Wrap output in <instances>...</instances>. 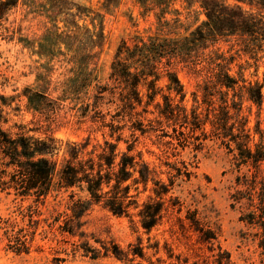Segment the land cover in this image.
<instances>
[{
  "label": "rangeland",
  "instance_id": "obj_1",
  "mask_svg": "<svg viewBox=\"0 0 264 264\" xmlns=\"http://www.w3.org/2000/svg\"><path fill=\"white\" fill-rule=\"evenodd\" d=\"M77 1L93 11L78 17L79 25L95 32L102 26L105 35L104 45L89 67L96 73L99 85L113 84L111 66L123 41L131 43L136 35L180 38L206 19L199 5L188 8L182 0L173 1L166 8L162 20L168 22L163 26L157 16L163 7L155 4L144 12L137 0H121L118 5L109 7L104 5V0ZM31 3L37 4L32 6ZM39 4H44V0H20L0 22V104L6 119L1 124L3 129L12 136L22 132L40 138L53 136L63 144L80 142L90 134L93 142H103L102 131L94 129L102 122L114 120L124 126V136L130 138L132 121L117 114L108 93L87 116H83L85 110L76 109L74 102L60 99L64 82L73 74L74 64L68 61L70 55L42 56L39 42L54 25L60 28V33L74 27L62 17L58 21L51 20ZM61 50L67 51L64 44ZM222 52L232 55L235 52L232 42L220 41L175 59L174 69L184 84L188 108L194 104L193 93L201 98L204 84L213 79L216 71L213 58ZM246 60L247 57H243L236 61L231 72L236 74L239 70L236 64H245ZM248 60L251 66L245 70L247 80L264 82V59L258 72H255L254 60ZM168 84L167 76L157 81L162 91L149 106L155 113L146 114L147 118L156 116L155 104L163 102V94L175 96ZM139 89L146 101L147 85L142 84ZM28 91L45 93L50 100L56 101L55 109L50 112L36 110L29 103ZM96 92L94 84L83 96L85 102L92 103ZM244 113L249 116L252 129L257 120L264 129V103L258 116V107L245 99ZM210 128L208 124L206 131ZM104 131L108 132L109 128ZM168 131L171 129L165 127L158 132L166 134ZM137 134L140 135V131ZM167 140L169 137L158 139L154 133L141 135L137 150L144 152L145 160L157 170L162 181L169 183L168 163L176 164L183 171L187 164L191 177L182 175L177 179L174 188L165 196L162 220L150 232L142 226L138 209L132 211V216H119L102 205H94L83 219V235L73 236L62 229L69 192L36 204L32 197L22 200L0 191V264H259L260 250L249 235L252 229L241 221L242 211L231 205L237 171L228 149L212 137L189 146L182 140L178 150L168 146ZM120 148H126L124 141ZM53 159L62 163L64 150ZM262 170L264 175V163ZM75 191L77 197L86 196L78 189ZM150 195V191L142 193L140 203L147 201ZM113 243L125 251L141 246L145 257L130 254L134 260L125 261L112 253L105 255V247H112ZM95 252H98L97 257H93Z\"/></svg>",
  "mask_w": 264,
  "mask_h": 264
},
{
  "label": "trees",
  "instance_id": "obj_2",
  "mask_svg": "<svg viewBox=\"0 0 264 264\" xmlns=\"http://www.w3.org/2000/svg\"><path fill=\"white\" fill-rule=\"evenodd\" d=\"M19 1L0 0V22ZM120 1L104 0V5H118ZM137 1L144 12L151 10L152 4L163 7L161 14L157 15L160 26H163L168 22L162 20L166 8L176 0ZM182 1L188 8L199 5L206 16L203 23L180 38L158 34L147 38L136 35L131 43L123 41L112 62V85L97 84L96 73L89 70L105 40L102 26L95 32L78 23V17L93 12L91 8L77 0H44V4H39L51 20L58 21L62 17L74 27L60 33V28L54 25L48 28L39 42L42 56L70 55L68 61L74 64L71 69L73 74L64 82L60 99L74 102L76 109L85 110L83 116H87L108 93L109 102L117 114L132 121V133L130 138H126L124 126L112 120L102 122L94 129L102 131L103 142H93L91 134L80 142L67 141L65 144L53 136L40 138L26 132L12 136L1 125L6 119L0 104V191L14 194L22 200L32 197L36 204L69 192L62 229L73 236L83 235V219L94 205H102L119 216H132V211L138 209L142 226L150 232L162 220L166 208L165 196L180 176L190 178L191 172L187 164H184L186 170L183 171L176 164L168 163L169 183L159 179L157 170L145 160L144 152L137 150L140 136L152 133L158 139L167 136L169 140L165 142L173 150L179 149L182 140L189 146L212 137L219 140L232 155L237 175L231 205L242 211L240 219L252 229L249 235L260 250L259 264H264V129L260 120L252 129L249 116L244 113L245 99L258 107V116L264 103V82L248 81L245 77V70L251 66L248 59L254 60L255 72H258L264 59V0ZM36 4L31 3L32 6ZM220 41L232 42L235 52L230 56L223 52L216 54L213 58L216 69L213 79L204 84L201 98L193 93L194 104L188 108L184 84L174 69L175 59ZM62 44L67 48L66 52L61 50ZM243 57H247L246 63L236 64L239 70L233 74L232 65ZM163 76L168 77V88L175 96L163 94V102L155 104L156 116L147 118L146 114L155 113L149 106L162 91L157 81ZM94 84L97 90L93 95L94 101L86 103L83 96ZM142 84L148 87L146 101L139 89ZM28 93L29 103L36 110L55 109L56 101L50 100L45 93ZM139 107L142 109L139 110ZM208 124L211 128L206 131ZM107 127L108 132L104 131ZM165 127L171 131L166 134L158 132ZM137 131L141 134L138 135ZM122 141L126 143L125 149L120 148ZM62 149L64 159L59 163L53 157ZM75 189L86 196L77 197ZM147 191L151 192L149 199L140 203V195ZM95 253L93 257L98 256V252ZM110 253L125 261L134 260L129 257L130 254L145 257L141 246L125 251L113 243L112 247H105V255Z\"/></svg>",
  "mask_w": 264,
  "mask_h": 264
}]
</instances>
